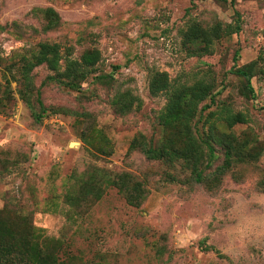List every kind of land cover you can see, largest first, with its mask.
I'll use <instances>...</instances> for the list:
<instances>
[{
	"label": "rangeland",
	"instance_id": "rangeland-1",
	"mask_svg": "<svg viewBox=\"0 0 264 264\" xmlns=\"http://www.w3.org/2000/svg\"><path fill=\"white\" fill-rule=\"evenodd\" d=\"M44 43L58 72L94 61L81 89L35 64ZM251 62L253 94L231 71ZM198 80L200 181L143 150L172 134L171 89ZM124 173L129 196L111 184ZM0 217L52 238L63 264H264V0H0Z\"/></svg>",
	"mask_w": 264,
	"mask_h": 264
},
{
	"label": "trees",
	"instance_id": "trees-1",
	"mask_svg": "<svg viewBox=\"0 0 264 264\" xmlns=\"http://www.w3.org/2000/svg\"><path fill=\"white\" fill-rule=\"evenodd\" d=\"M239 26L228 23L222 28L219 24L215 27H211L208 30L200 28V34L203 36L204 41L211 42L212 37L219 38L221 35L233 34L237 32ZM35 64L45 63L51 69L57 71V76L51 77L59 85L68 87L70 89L79 90L89 74V66L93 65L94 61H87L88 69L83 68L80 63L76 61H68L67 68L64 71L58 72L59 68V53L55 44L44 43L40 45L38 54L35 55ZM236 60V54L234 55ZM29 64V63H27ZM35 64H30L31 68ZM28 65H24L26 68ZM254 69V62L247 65L238 66L234 64L231 71L236 75L241 76L245 81V87L253 94L251 85L252 72ZM98 78L102 79L103 76ZM27 79V76L26 78ZM160 86L157 89L167 90L169 85L166 77L160 76L157 80ZM211 85L204 80H198L192 85L181 86L178 89H171L169 92V103L167 105V112L164 114L166 122L164 125H168L170 122L172 129L171 136L167 137L162 147L157 148L149 144L144 148V152L148 158L151 159H168L173 161L174 159H182L186 165L195 173L197 179L201 180V172L198 170V166L201 162V155L198 152V147L190 137V120L196 114V107L199 101H202L210 93ZM170 89V88H169ZM36 102L39 106V111H34L33 116L35 121L39 122L42 118V114L45 108L40 100V92H36ZM214 97L210 94V102L203 105L200 111L208 108L213 104ZM168 117V118H167ZM236 121H242L243 119L238 115L235 116ZM179 138H183L182 147L178 148L174 144L178 142ZM209 147V161L214 156L212 146ZM171 151H170V150ZM230 150L227 149V154L230 156ZM208 161V162H209ZM127 173L119 174L114 179H111V184L118 187L123 193H128V177ZM129 178V177H128ZM130 193L127 194L129 196ZM22 222L27 224L29 219L27 216L20 215ZM53 240L47 236H41L35 233L31 225L26 229H18L6 219L0 217V264H63L61 256L58 254V250L51 252L48 248V241ZM53 242H55L53 240Z\"/></svg>",
	"mask_w": 264,
	"mask_h": 264
}]
</instances>
